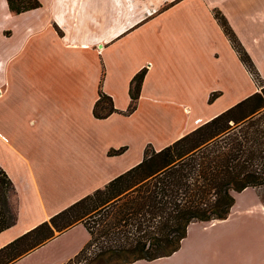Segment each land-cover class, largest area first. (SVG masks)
I'll use <instances>...</instances> for the list:
<instances>
[{"label":"crops","instance_id":"1","mask_svg":"<svg viewBox=\"0 0 264 264\" xmlns=\"http://www.w3.org/2000/svg\"><path fill=\"white\" fill-rule=\"evenodd\" d=\"M37 1L14 14L0 0V168L16 214L0 248L131 169L146 146H168L264 85V0ZM141 69L136 108L125 115ZM99 90L116 111L103 119L92 113ZM258 192L233 193L224 220L187 225L170 256L130 264H264ZM89 239L73 224L11 264H69Z\"/></svg>","mask_w":264,"mask_h":264},{"label":"trees","instance_id":"2","mask_svg":"<svg viewBox=\"0 0 264 264\" xmlns=\"http://www.w3.org/2000/svg\"><path fill=\"white\" fill-rule=\"evenodd\" d=\"M6 1L14 14L39 6L37 0ZM214 18L259 83L251 60L223 16L215 11ZM144 74L141 69L130 81L125 115L136 108ZM259 86L258 92L168 146L158 150L146 146L140 162L131 169L2 246L0 264H11L53 237L54 231L60 233L77 223L90 234L88 245L100 243L97 255L102 261H151L178 250L190 223L224 220L234 204L233 193L264 185V128L252 123L254 116L264 119V85ZM215 95H210L209 102ZM115 112L112 99L99 90L92 108L94 118ZM12 195V183L0 168V232L16 220Z\"/></svg>","mask_w":264,"mask_h":264},{"label":"rangeland","instance_id":"3","mask_svg":"<svg viewBox=\"0 0 264 264\" xmlns=\"http://www.w3.org/2000/svg\"><path fill=\"white\" fill-rule=\"evenodd\" d=\"M262 118L263 116H261L260 118L254 116L252 123H259L258 126L264 128V119ZM257 188H259L258 194L261 200L264 202V185ZM55 233L57 234L56 231L53 232V234ZM100 248L101 245L97 241L91 242V245L87 244L83 251L79 253L80 255L77 256L74 260L70 261L69 264H108L107 262L102 261L101 257L98 258L97 254Z\"/></svg>","mask_w":264,"mask_h":264},{"label":"built area","instance_id":"4","mask_svg":"<svg viewBox=\"0 0 264 264\" xmlns=\"http://www.w3.org/2000/svg\"><path fill=\"white\" fill-rule=\"evenodd\" d=\"M252 77V76H251ZM253 78V77H252ZM253 80H254V78H253Z\"/></svg>","mask_w":264,"mask_h":264}]
</instances>
